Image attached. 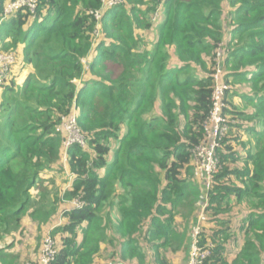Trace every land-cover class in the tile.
Here are the masks:
<instances>
[{"label": "trees", "instance_id": "trees-1", "mask_svg": "<svg viewBox=\"0 0 264 264\" xmlns=\"http://www.w3.org/2000/svg\"><path fill=\"white\" fill-rule=\"evenodd\" d=\"M15 1L0 0V22ZM36 1L0 25V52L18 59L0 87V264H20L2 245L26 216L52 228L50 264H171L193 243L177 212L193 216L201 199L202 264H264V0ZM221 47L224 81L246 110L228 92L231 129L205 197L192 150L205 139ZM75 107L87 147L66 151L72 189L44 201L37 182L64 165L59 129ZM77 199L82 208L63 205Z\"/></svg>", "mask_w": 264, "mask_h": 264}, {"label": "built area", "instance_id": "built-area-1", "mask_svg": "<svg viewBox=\"0 0 264 264\" xmlns=\"http://www.w3.org/2000/svg\"><path fill=\"white\" fill-rule=\"evenodd\" d=\"M104 2L107 8H112L121 4L123 0H104ZM36 5V0H18L8 3L4 8V19L1 20L0 25L4 20L15 15L23 7L29 8L30 11L34 13L37 7ZM101 16L100 12L95 14L98 21ZM159 17L160 14H156L153 21ZM217 53L216 67L212 75L211 111L204 125L205 139L199 146L192 150L195 175L197 179L203 183L206 192L205 197H207L208 193L212 190L214 179L221 170L220 159L217 153L221 149L222 143L231 129V122L225 114L226 110H228L226 96L231 89L230 85L224 81L225 72L223 65L225 63V52L221 47ZM17 60V56L13 53L4 54L0 52V87L7 85L11 80L14 69L17 66ZM83 63L86 64V61L83 60ZM59 131L65 136V153L69 148L75 145L83 149L87 147L86 139L78 125V110L76 107L67 118L63 119ZM205 204L204 210L207 207V202ZM75 206L76 208H82L84 204L80 199H77L75 200ZM205 221L206 217L204 212H202L196 226L193 228L195 236L188 264H202L210 255L207 249H200L198 246V238L202 232L201 225ZM57 252L55 241L52 240L50 234H48L37 264H50L55 259Z\"/></svg>", "mask_w": 264, "mask_h": 264}, {"label": "rangeland", "instance_id": "rangeland-1", "mask_svg": "<svg viewBox=\"0 0 264 264\" xmlns=\"http://www.w3.org/2000/svg\"><path fill=\"white\" fill-rule=\"evenodd\" d=\"M226 9H228L227 6H226ZM225 24H226V21H225ZM226 25H228V23ZM27 75H28L27 72H24L22 78L19 80L18 83L22 84ZM78 85H79V87H82V84H80V82H78ZM230 87H231V89L229 92L232 91L233 93L231 92L230 93L231 95H229V96L232 97V99H234L233 97L236 95H239V94H236L237 88L235 89L233 87V85H231V84H230ZM232 88H233V90H232ZM241 89H244V88L239 87L238 91H239L240 95L242 94ZM0 101H1V99H0ZM232 101H234L235 105L240 110H246L245 106L243 105V103L241 102V99L238 96L236 97V99H234ZM250 110H251V108H250ZM228 119L230 120L231 117L228 116ZM67 161H68V154L64 153V156H63L64 165L62 167L59 165L55 168V170H53L51 172L47 171L39 177L37 185H39L41 188L46 189L45 192L47 193V196L45 197L44 201L47 200L49 202L50 200H53L55 193H54V195H52L51 192L53 193V192L57 191L58 192L57 195H59V193H60L61 198H64L63 196L69 190L72 189L71 180L67 174V171H68ZM71 177L74 178L73 176H71ZM194 178H195V180H198L196 175H195V170H194ZM202 192L206 196V192L204 190V187L202 189ZM38 193H39V190L36 188L32 191L33 202H32V205L30 207L29 212L32 211L34 208L38 207L36 205L39 203L38 196H37ZM63 205H68L69 207L72 206V207L76 208L75 201L73 203L65 202V203H63ZM205 205L202 203V199L199 202H197L196 203V212L194 213L193 216H192V214H189V210L184 209V208L179 209L177 212V217H176V228H177V230L179 232L188 231L192 241H194V236H195V232H194L193 228L196 226V224L199 220V217L202 215V212H204V214H205L206 221L201 225V230L205 229V228H207V229L210 228V223H208V221H209L208 216L206 215V209L204 210ZM32 206L34 208H32ZM245 211H246V209H244V208H243L242 212H240V209H237L235 212L239 213V214L235 213V215H241L242 213H245ZM60 216L61 215H56L55 217H53L54 222L61 221V224H62L63 220H62V217H60ZM51 229H52L51 227H47V226H43L42 229H40L38 227L37 221L32 220L29 216H26L23 220V223H22L20 230L15 232V234H13L12 236H10L3 243L2 246H10V247H7L8 249L6 250V252L12 256L15 255L16 257H19L21 259V262H19L20 264H25V263H32L33 264L36 261L38 262V260L41 256V253H42V249H43L45 239H46L48 234H50L52 240L55 241V247L57 248L56 240L52 235L53 230H51ZM191 248H192V246H191ZM178 255H180V256H178V258H175L176 264H188V261L190 258V253L178 254ZM100 261H104V262L100 263ZM100 261H97L96 264H112L110 261L107 262V261L101 260V259H100ZM127 263L133 264L130 261Z\"/></svg>", "mask_w": 264, "mask_h": 264}, {"label": "crops", "instance_id": "crops-1", "mask_svg": "<svg viewBox=\"0 0 264 264\" xmlns=\"http://www.w3.org/2000/svg\"><path fill=\"white\" fill-rule=\"evenodd\" d=\"M67 174H68V177H69L70 180H71V184L73 185L74 178L71 177L72 175H71V173L69 172V170L67 171ZM71 184H70V185H71ZM72 185H71V186H72ZM178 256H180V255H178ZM178 256L172 257V259H171V260H172V261H171V264H174V263L176 264L175 258H178ZM103 262H104V261H103ZM103 262L100 261V263H103ZM106 263H107V262H106Z\"/></svg>", "mask_w": 264, "mask_h": 264}]
</instances>
